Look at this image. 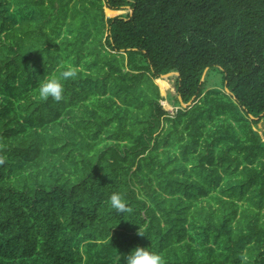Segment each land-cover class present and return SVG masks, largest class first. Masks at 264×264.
Here are the masks:
<instances>
[{
    "label": "trees",
    "instance_id": "16d2710c",
    "mask_svg": "<svg viewBox=\"0 0 264 264\" xmlns=\"http://www.w3.org/2000/svg\"><path fill=\"white\" fill-rule=\"evenodd\" d=\"M0 160V264H264V0H0Z\"/></svg>",
    "mask_w": 264,
    "mask_h": 264
},
{
    "label": "clouds",
    "instance_id": "9594fccd",
    "mask_svg": "<svg viewBox=\"0 0 264 264\" xmlns=\"http://www.w3.org/2000/svg\"><path fill=\"white\" fill-rule=\"evenodd\" d=\"M77 74L78 70L69 64L66 66V70L62 71L61 78L63 80L74 79ZM37 91L39 96L45 100L51 98L55 102H60L64 98V87L61 83V79H58L55 76L46 77L39 84ZM0 163H3V161L0 160ZM108 203L118 213L129 211L126 201L118 193H113L110 196ZM138 235L143 236L140 231ZM123 259L125 264H165L164 256L155 251H151L149 247L138 246L124 256Z\"/></svg>",
    "mask_w": 264,
    "mask_h": 264
},
{
    "label": "rangeland",
    "instance_id": "374dc122",
    "mask_svg": "<svg viewBox=\"0 0 264 264\" xmlns=\"http://www.w3.org/2000/svg\"><path fill=\"white\" fill-rule=\"evenodd\" d=\"M126 13V11H123L121 14H124ZM115 15V14H114ZM113 16L112 14H110L108 11H106V17H111ZM165 80V78H162ZM221 79V75L219 73H214V72H211L209 73V82L211 84H216L217 82H219V80ZM159 80V79H158ZM158 80L155 81V83L158 85L159 87V84H158ZM161 80V79H160ZM167 80V83L169 85V88L167 90H161V88L159 87L160 89V93H161V96L165 99L168 94H171V95H175L176 94V91H175V79L174 77H171L169 79H166ZM166 110L168 111H175V109L169 104L168 101L166 100H163L162 103H161ZM258 128L261 129V125H258Z\"/></svg>",
    "mask_w": 264,
    "mask_h": 264
},
{
    "label": "water",
    "instance_id": "95a60500",
    "mask_svg": "<svg viewBox=\"0 0 264 264\" xmlns=\"http://www.w3.org/2000/svg\"><path fill=\"white\" fill-rule=\"evenodd\" d=\"M206 72H207V70L203 73V76H202L201 81L204 80V77H205V75H206ZM171 77H179V73H177V72H171V73H168V74H166V75H163V76L161 77V79H162V78L169 79V78H171ZM225 91H226L227 94H230V92H229L227 89H225ZM194 100H195V99L193 98V99H192L191 101H189L187 104H184V103L181 101V99H180L181 108H190L192 105L195 104V101H194Z\"/></svg>",
    "mask_w": 264,
    "mask_h": 264
},
{
    "label": "bare ground",
    "instance_id": "6f19581e",
    "mask_svg": "<svg viewBox=\"0 0 264 264\" xmlns=\"http://www.w3.org/2000/svg\"><path fill=\"white\" fill-rule=\"evenodd\" d=\"M157 82H158L159 87L161 88V90L164 91V90H167L169 88V85H168V83L166 81L158 80Z\"/></svg>",
    "mask_w": 264,
    "mask_h": 264
}]
</instances>
